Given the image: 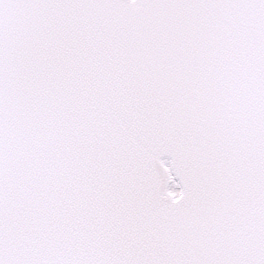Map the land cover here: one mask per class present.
Returning <instances> with one entry per match:
<instances>
[{"label":"snow or ice","instance_id":"1","mask_svg":"<svg viewBox=\"0 0 264 264\" xmlns=\"http://www.w3.org/2000/svg\"><path fill=\"white\" fill-rule=\"evenodd\" d=\"M0 264H264V0H0Z\"/></svg>","mask_w":264,"mask_h":264}]
</instances>
